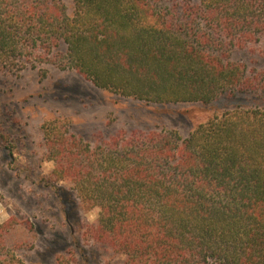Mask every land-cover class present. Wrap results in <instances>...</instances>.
<instances>
[{"label":"trees","instance_id":"1","mask_svg":"<svg viewBox=\"0 0 264 264\" xmlns=\"http://www.w3.org/2000/svg\"><path fill=\"white\" fill-rule=\"evenodd\" d=\"M71 1L69 16L48 0H0V70L34 69L60 48L95 88L145 103L258 90L226 59L264 32V0ZM109 141L82 146L43 127L54 176L99 210L93 238L121 264H264V110L226 111L187 138ZM8 230L0 224V264H24L5 250Z\"/></svg>","mask_w":264,"mask_h":264},{"label":"rangeland","instance_id":"2","mask_svg":"<svg viewBox=\"0 0 264 264\" xmlns=\"http://www.w3.org/2000/svg\"><path fill=\"white\" fill-rule=\"evenodd\" d=\"M48 1L72 14L71 0ZM60 51L45 54V62L34 69L25 64L0 70V224L9 226L5 250L24 264H121L122 256L93 238L99 210L83 205L71 185L54 176L44 152V125L61 126L82 146L94 148L109 145L115 136L125 140L148 132L175 131L187 138L226 111H263L264 32L226 59L258 90L221 95L208 105L145 103L95 88L66 66Z\"/></svg>","mask_w":264,"mask_h":264}]
</instances>
